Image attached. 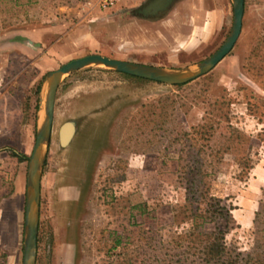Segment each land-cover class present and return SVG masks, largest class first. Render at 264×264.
<instances>
[{
	"label": "rangeland",
	"instance_id": "374dc122",
	"mask_svg": "<svg viewBox=\"0 0 264 264\" xmlns=\"http://www.w3.org/2000/svg\"><path fill=\"white\" fill-rule=\"evenodd\" d=\"M124 7L0 0V200L12 191L18 172L25 173L38 91L48 71L90 53L190 66L222 43L231 24L230 10L228 23L206 42L179 49L170 31L167 50L149 49L157 27L139 26L135 17L149 16ZM21 27L43 28L33 43L41 49L33 55L11 45L9 34ZM66 121L74 131L61 145L58 130ZM12 150L25 159L17 160ZM49 162L57 165V184L77 185L80 197L66 218L57 219V264H197L189 255L178 262L179 249L171 243L188 224L173 221V210L204 208L202 200L186 199L182 171L191 167L205 173L208 195L229 213L225 224L218 219L205 225L225 230L226 252L215 264L233 248H262L264 0H243L231 49L207 73L180 86L97 66L65 76L55 93L42 169ZM10 232H0V264L21 261V235L15 240ZM37 241L34 264L50 263L55 244L49 229L41 227Z\"/></svg>",
	"mask_w": 264,
	"mask_h": 264
},
{
	"label": "crops",
	"instance_id": "0c3cea01",
	"mask_svg": "<svg viewBox=\"0 0 264 264\" xmlns=\"http://www.w3.org/2000/svg\"><path fill=\"white\" fill-rule=\"evenodd\" d=\"M120 4L125 5L124 8H120L121 10L128 12V9L131 11L140 9L143 15L149 16V18L142 16L140 19L135 17L141 23L139 26L157 27L155 29L157 41L151 47L147 45V48L164 50L171 45L168 43L170 31L177 34L175 41L179 49L208 41L228 23L231 10L229 0H123ZM42 29L21 27L12 30L9 34L12 38L11 45L20 50L24 56L33 55L41 49L39 44L33 43H37L35 37ZM143 30L141 29L142 32ZM150 42L148 41V44ZM135 61L147 63L146 60ZM23 181H25V173L21 170L13 182L12 191L0 200V232L7 234L11 230L10 233L14 235L15 240L19 239L22 232ZM39 191L36 239L41 227L45 231L49 229L55 244L54 259L45 264H57V219L66 218L69 207L78 203L79 188L75 184H57V165L49 162L41 170ZM65 222L69 225L67 220ZM66 245L68 252L71 250L70 245L69 243Z\"/></svg>",
	"mask_w": 264,
	"mask_h": 264
},
{
	"label": "water",
	"instance_id": "95a60500",
	"mask_svg": "<svg viewBox=\"0 0 264 264\" xmlns=\"http://www.w3.org/2000/svg\"><path fill=\"white\" fill-rule=\"evenodd\" d=\"M229 1L231 5V24L228 33L222 43L210 55L193 65L185 67L154 66L90 53L69 59L45 74L38 91L35 134L25 170L20 264L35 263L40 176L50 137L55 93L61 80L65 76L88 66L103 67L118 73L170 86L193 80L207 73L227 54L239 34L243 0ZM41 91L43 96L40 97ZM40 102H42V108H40ZM73 131L74 125L71 121H66L60 125L58 137L61 145L69 142Z\"/></svg>",
	"mask_w": 264,
	"mask_h": 264
},
{
	"label": "trees",
	"instance_id": "16d2710c",
	"mask_svg": "<svg viewBox=\"0 0 264 264\" xmlns=\"http://www.w3.org/2000/svg\"><path fill=\"white\" fill-rule=\"evenodd\" d=\"M176 86H180V84ZM11 155L17 160L25 159L24 154L14 150L11 151ZM182 173L187 184L184 187L187 193L186 199L198 198L203 201L204 208L192 209L186 204L178 210H173L171 214L173 221L180 222L182 219H186L188 222L186 228L174 232L171 238V243L179 249L177 261L187 259L186 256L189 255L198 259L197 264H215L226 252L225 230L218 226L209 229L205 225L216 223L218 219H223V224H225L229 219V213L219 204L218 198L208 195L207 185L202 179L205 175L204 172L197 167H191L186 171L183 170ZM180 215L181 217L178 218ZM252 233L254 234V231ZM222 264H264V243L262 248L254 244L244 250L233 248Z\"/></svg>",
	"mask_w": 264,
	"mask_h": 264
},
{
	"label": "built area",
	"instance_id": "2783aa9c",
	"mask_svg": "<svg viewBox=\"0 0 264 264\" xmlns=\"http://www.w3.org/2000/svg\"><path fill=\"white\" fill-rule=\"evenodd\" d=\"M123 0H82L87 9L109 10L120 4Z\"/></svg>",
	"mask_w": 264,
	"mask_h": 264
},
{
	"label": "bare ground",
	"instance_id": "6f19581e",
	"mask_svg": "<svg viewBox=\"0 0 264 264\" xmlns=\"http://www.w3.org/2000/svg\"><path fill=\"white\" fill-rule=\"evenodd\" d=\"M42 95H43V92L41 91V92H40V97H41ZM41 106H42V103L40 102V108H42ZM39 116H40V111H39Z\"/></svg>",
	"mask_w": 264,
	"mask_h": 264
}]
</instances>
